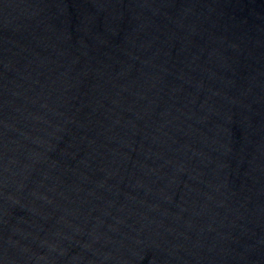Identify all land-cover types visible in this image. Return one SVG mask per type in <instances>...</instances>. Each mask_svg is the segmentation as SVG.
Masks as SVG:
<instances>
[{"label": "water", "instance_id": "water-1", "mask_svg": "<svg viewBox=\"0 0 264 264\" xmlns=\"http://www.w3.org/2000/svg\"><path fill=\"white\" fill-rule=\"evenodd\" d=\"M178 0H0V264H70Z\"/></svg>", "mask_w": 264, "mask_h": 264}]
</instances>
